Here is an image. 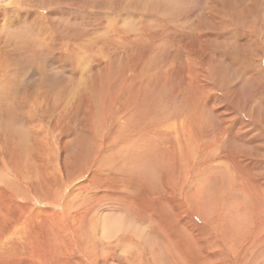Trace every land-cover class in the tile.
Returning <instances> with one entry per match:
<instances>
[{
    "label": "rangeland",
    "instance_id": "374dc122",
    "mask_svg": "<svg viewBox=\"0 0 264 264\" xmlns=\"http://www.w3.org/2000/svg\"><path fill=\"white\" fill-rule=\"evenodd\" d=\"M0 264H264V0H0Z\"/></svg>",
    "mask_w": 264,
    "mask_h": 264
},
{
    "label": "bare ground",
    "instance_id": "6f19581e",
    "mask_svg": "<svg viewBox=\"0 0 264 264\" xmlns=\"http://www.w3.org/2000/svg\"><path fill=\"white\" fill-rule=\"evenodd\" d=\"M30 214V213H29ZM35 215V214H34ZM41 223V222H40ZM44 224V223H43Z\"/></svg>",
    "mask_w": 264,
    "mask_h": 264
}]
</instances>
